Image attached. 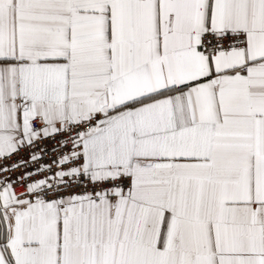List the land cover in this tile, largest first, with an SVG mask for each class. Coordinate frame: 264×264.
<instances>
[{
  "label": "snow or ice",
  "instance_id": "1",
  "mask_svg": "<svg viewBox=\"0 0 264 264\" xmlns=\"http://www.w3.org/2000/svg\"><path fill=\"white\" fill-rule=\"evenodd\" d=\"M0 264H264V0H0Z\"/></svg>",
  "mask_w": 264,
  "mask_h": 264
}]
</instances>
